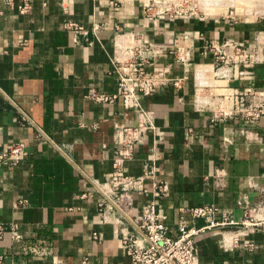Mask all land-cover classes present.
Listing matches in <instances>:
<instances>
[{"label": "crops", "instance_id": "crops-1", "mask_svg": "<svg viewBox=\"0 0 264 264\" xmlns=\"http://www.w3.org/2000/svg\"><path fill=\"white\" fill-rule=\"evenodd\" d=\"M20 2L0 0V149L24 148L16 166L0 163V264H130L122 240L146 244L137 224L151 200L172 236L180 208L215 205L240 221L247 207L264 219V13L201 10L199 0H30L21 15ZM204 40L243 44L249 74L218 77ZM127 64L180 85L128 107L117 75ZM137 125L121 168L139 177L153 163V178L147 193L115 192L112 165ZM154 182L166 193L155 196ZM195 250L199 264H264V235L213 228Z\"/></svg>", "mask_w": 264, "mask_h": 264}, {"label": "built area", "instance_id": "built-area-1", "mask_svg": "<svg viewBox=\"0 0 264 264\" xmlns=\"http://www.w3.org/2000/svg\"><path fill=\"white\" fill-rule=\"evenodd\" d=\"M119 1V0H118ZM150 6L147 10H150ZM31 9L30 0H21L16 5L17 13L24 15ZM75 30L80 29L75 25ZM201 52L205 56L211 57L216 65V75L218 77H229L230 79L242 80L249 74L247 70H241V66L247 67L249 64V51L241 43L230 41H212L204 40L201 46ZM118 75V95L122 98L125 105L135 107L139 96H149L159 87L171 85L178 87L179 79H173L162 73H152L143 67L133 64L120 65L117 67ZM96 101H110L112 97L107 95H95ZM251 114V113H250ZM257 113L255 116H258ZM150 119L149 114L147 115ZM253 116V115H250ZM151 127V123L148 122ZM142 125L135 128H125L124 149L119 152L118 158L114 161L112 174L109 178L108 185L113 191H121L124 194L130 193V190H139L140 193H147L148 189L142 187V183L146 178H153L152 171H155L153 163L149 164V171L144 172L139 177L124 174L121 165L127 160L131 154L134 145L137 143L142 130ZM24 151L22 143H12L6 149H0V163H7L11 167L18 164V156ZM115 206L117 205L110 199L97 185L94 184ZM152 193L155 196H161L166 193L167 186L162 182H154ZM21 204L24 201L20 202ZM215 216H220L221 220L215 222ZM186 217L191 220L204 219L207 225L200 228L190 226ZM226 226H242L252 230L253 234L264 235V219H256L253 210L244 208L243 219L234 221L228 213L220 212L215 205H204L192 208H180L177 223V236L170 235L167 225L161 222L157 211L156 202L154 200L143 203L140 207L137 227L145 236L146 244L144 246H132L128 243V239L122 240V248L126 256L130 259V264H199L196 258L195 238L201 233L219 227ZM1 230V228H0ZM96 238V234H93ZM246 247L252 246L249 240L245 244ZM81 264H93L88 257L81 260Z\"/></svg>", "mask_w": 264, "mask_h": 264}, {"label": "rangeland", "instance_id": "rangeland-1", "mask_svg": "<svg viewBox=\"0 0 264 264\" xmlns=\"http://www.w3.org/2000/svg\"><path fill=\"white\" fill-rule=\"evenodd\" d=\"M205 5L206 7H211L210 5H212V8L214 7L216 9L235 6L240 9L258 10L264 13V0H199V9L204 10Z\"/></svg>", "mask_w": 264, "mask_h": 264}]
</instances>
